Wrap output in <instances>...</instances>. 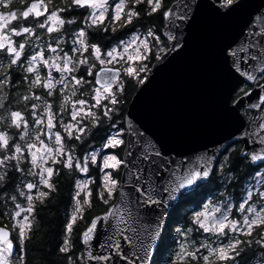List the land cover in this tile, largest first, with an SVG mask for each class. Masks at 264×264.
Listing matches in <instances>:
<instances>
[{
	"label": "snow or ice",
	"instance_id": "obj_1",
	"mask_svg": "<svg viewBox=\"0 0 264 264\" xmlns=\"http://www.w3.org/2000/svg\"><path fill=\"white\" fill-rule=\"evenodd\" d=\"M13 0H0V55H6L9 64L0 73V89L9 84L10 69L12 66L22 68L25 73L23 77L28 81V74L32 75L30 80V89L41 87L47 90V96L53 95V90L60 85L59 91L65 92V89L72 86L71 97L77 96V91L82 89L89 81L83 75H77V70L83 71L81 66L87 67V75H93L90 65L89 52L91 59L98 61L100 65L111 64L113 61L125 62L123 69L120 68H101L100 72L95 73L97 79L92 85L91 101L86 99L70 100L68 95L63 96L64 104L72 103L70 112L71 121L62 124L61 127L69 140L80 141L86 133L88 125L82 121L91 118L92 127L95 128L100 123V117L93 109H103L102 115L107 120L113 119V113H118L117 105L121 103L118 93L124 90V84L119 77L121 74L132 79H136L139 84H151V79L147 73L150 69L146 61L149 60L151 47L147 37H153L159 52L165 51L160 47V38L149 30L144 39L139 35H133L128 41H121L117 47H112L108 51H102V47L97 43L89 44L87 42L86 28L100 29L105 27L106 20H110L113 25L128 26L133 24L134 20L141 16L137 6L145 3V0H131V6L128 0H118L114 6L109 4V0H70L68 7L73 9H83L88 11L84 17L85 27L78 28L72 40L73 47L71 52L76 54V58L68 53L62 52L59 45L63 41L62 36H58L55 43L48 49L52 55L45 58L42 51H35L31 56L25 59L26 46L31 40H39L40 36L36 30H46L47 33L60 32L65 25H75V19H64L63 14L67 12L66 8L48 7L45 0H32L25 4L20 10L12 8ZM147 9L145 14L151 16L164 8V0H146ZM227 5H233L234 0H226ZM184 12L173 13L170 9L163 10V18L167 21L168 39L175 40V33L183 27L180 22H188L191 13V5L184 0ZM239 8L240 5L236 4ZM20 21L19 26H14L15 22ZM123 21V24L120 22ZM116 31V27L112 28ZM19 38V41L13 38ZM180 43L177 40L174 48H179ZM249 47H254L249 45ZM259 53L241 57L237 52H232L235 57L230 67H234L237 72H241V62L247 60L257 61L253 65V70L264 75V44L257 45ZM122 48V51H118ZM173 50V49H168ZM242 51H246L243 50ZM159 61L160 55L156 56ZM41 64L47 69V75L41 76L37 64ZM136 65V66H134ZM52 69L59 73L56 79L52 74ZM103 74V76H101ZM141 74H145L141 78ZM242 75L248 80L254 79L251 72L244 71ZM147 86V85H146ZM83 94L82 92L80 93ZM248 95V93H245ZM24 102L29 101V96L20 97ZM33 100L39 101L41 97L33 96ZM259 100L264 102V95L259 96ZM102 101L105 102L102 104ZM7 98H0V109H3L4 116L0 117V123H6L7 129H14L19 141L13 140V136L8 130H0V186H6L5 182L9 179L12 172L24 174L25 162L31 167L28 168L27 175L38 177L39 185L42 189L37 190L35 196L31 191L37 188V184L28 182L23 184V188L28 190L19 191V196L26 201V207L16 203V196H13L12 202L15 210L9 215L12 221L11 228L8 224L0 226V264H27L26 242L30 240L33 221L36 213V202L45 203L51 193L57 191L53 177L57 175L56 170L48 166L62 163L64 169L71 170L73 167L80 173L89 171V159L91 164L96 165L98 156L95 151L83 158V162L75 159L71 150L65 152V143L59 131L55 133V147H47L41 141L40 134L37 133L35 140L40 142L36 147L35 143L27 142L29 133V122L21 110H9L6 107ZM110 105V106H109ZM255 106V105H253ZM36 103L31 104V114L35 117L33 124L42 125L44 116L47 117V130L51 131L54 127L55 115L52 111V105L44 103L43 114L37 116ZM63 107V105H62ZM228 112H234L236 109H228ZM264 120V116L260 118ZM115 128L116 125L112 124ZM264 129V123L259 125ZM133 139L130 137L127 141L119 133L107 135L102 142L103 149H116L124 146V157H118L115 153L105 154L103 156L100 170V187L95 191V198L104 205L111 206L103 212L90 219V223L80 233L78 241L74 242L72 233L78 220L85 219V206L92 207L93 190L89 187L91 181H75V194L72 195L73 210L67 217L64 225L62 244L59 246V253L66 257V264H88L89 261H95L96 264H121L126 261L127 264H150V257H153V246L159 240V245L164 244L162 237V224L165 221V214H169V209H175L176 204L190 196L207 195L204 189L210 178V173L216 172L229 183L225 185V191L220 193V197H214L208 204L204 205L202 211H197L192 217L191 223L195 228L186 230L177 229L176 231L187 239L193 231L208 233L209 243H200L198 247L193 244V250L189 249V244L182 242L179 252L169 264H191L198 262L197 253L200 249H205V255H202V264H238V258L244 252L241 245L250 246L253 241L254 232L259 236L255 243L261 249H264V172L255 171V184L244 190V198L239 203L236 211L242 216V222L238 219H230L233 213V204L230 201L231 193L227 188L233 181H238L239 177L233 171V160L229 154L223 155L221 159L216 153L209 154L207 150L203 155H197L188 159H173L157 147L151 139L143 133L130 128ZM245 135H249L245 133ZM251 138V136H250ZM262 147L259 151L253 150L250 154L243 153L241 159L250 160V162L259 161L264 164V138L259 140ZM61 157H66L61 159ZM12 162H15L12 164ZM218 164V168L216 165ZM247 166V165H246ZM123 168V172H121ZM110 169L111 171H105ZM116 173H120L121 179L116 178ZM83 193V201L80 197ZM175 201L176 204L171 202ZM159 209V211H157ZM23 213V216H22ZM19 218V219H18ZM103 221L104 227L98 230V222ZM16 233L17 257L15 261L9 259L13 253L14 241L11 233ZM232 233V235H229ZM240 236L248 239H241ZM214 238V240L212 239ZM222 238H227L224 243ZM215 244L216 246H213ZM80 245L83 246V252L74 258V251ZM160 248L157 246V251ZM261 264H264V257L261 258Z\"/></svg>",
	"mask_w": 264,
	"mask_h": 264
},
{
	"label": "water",
	"instance_id": "obj_2",
	"mask_svg": "<svg viewBox=\"0 0 264 264\" xmlns=\"http://www.w3.org/2000/svg\"><path fill=\"white\" fill-rule=\"evenodd\" d=\"M187 2L191 5L190 18L188 22L178 21L183 27L175 33V40L168 39L167 21L162 15L160 35L167 42V48L160 54L161 59L150 66L151 84L148 80L140 84L126 107L125 141L135 138L130 131L132 128L173 159L194 158L203 155L205 150L221 158L234 144H241L240 157L243 153L250 156L253 150L259 151L262 147L259 140L264 138V129L259 127L264 123L260 119L264 114L258 115L263 104L259 96L264 95V85L255 86L235 99L233 96L242 85H254L262 74L253 70L258 62L251 60L241 62V72H237L230 67L235 59L231 53L237 52L245 58L259 53V47L255 46L264 44V0H234L233 5L224 4L222 0ZM236 4L240 7H235ZM169 9L173 13L184 12V0L174 1L165 10ZM177 40L180 47L174 48ZM250 44L254 47L250 48ZM170 48L173 50L169 51ZM244 71L251 72L254 79L248 80L242 75ZM226 108L236 111L228 112ZM244 110L253 113L249 123L243 116ZM46 133L51 131L46 128ZM124 154L123 148L121 158ZM248 162L252 167L263 165L259 161ZM171 203L176 204L175 201ZM168 217L166 213L161 232ZM103 227L104 222L99 221L98 230ZM158 243L159 240L153 246L154 253ZM16 251L14 243L10 260L14 261ZM149 259L151 264L153 257ZM121 264L127 262L121 261Z\"/></svg>",
	"mask_w": 264,
	"mask_h": 264
},
{
	"label": "trees",
	"instance_id": "obj_3",
	"mask_svg": "<svg viewBox=\"0 0 264 264\" xmlns=\"http://www.w3.org/2000/svg\"><path fill=\"white\" fill-rule=\"evenodd\" d=\"M63 1L64 0H52L51 4H49L48 7L50 9L63 8V7L66 8V5L64 4ZM174 1L176 0H164V8L151 16L146 15L145 11L142 10L141 6H137L138 10L141 12V16L135 19L133 24L125 28L121 27L119 29H116L115 32L112 31L111 28L108 27L107 25H105V27L100 29L86 28V32L88 34L87 42L89 44L97 43L102 47V49H106L112 46L113 44H115L117 41H119V39H121L126 33H130L134 31L137 27H141V28L152 27L154 31L157 33V35H160V31L163 27L162 11L167 9ZM86 15H88L87 11L83 9H73L70 7L68 8L67 16L63 14V17H65L66 19H75L77 21L75 25H67L65 31H63L66 32L67 40L69 39L70 36H72L73 31H76L80 27H85L83 20ZM39 36L43 44V47L41 48H43L44 52H46V45L44 43L47 38L45 37V33L41 32ZM53 38L54 36H50L48 39L51 40L53 43L55 41L53 40ZM163 43L165 45V48H167V42L164 39H163ZM155 60L156 58L152 59L151 64ZM81 68H83V71L77 70L76 74L85 76V78L89 81V83L86 84L85 87L91 88L93 85V77L86 75L85 67H81ZM39 71L42 77L46 76V71L44 68L39 69ZM3 72H4V68L0 69V73ZM10 72L11 75L9 76V84L4 86L2 89H0V98H5V97L7 98L6 107L9 110L23 111L25 114V118L28 120L30 125L29 128L31 129V132L30 131L29 132L35 135L37 133L40 134L42 127L44 126V123L42 125L33 124L34 119H36L37 117L31 114V104L36 103L38 105L37 116L43 114L44 111L43 105L45 102L51 104L52 111L55 115L56 130L61 132L65 137L64 130L61 127V125L70 122L71 119L70 112L72 110L70 103L64 104L63 96L68 94L65 92L61 93L59 91L60 86L57 85L56 88L53 90V95L49 97L47 96L46 89H43L41 87L30 89L29 82L32 79L31 74H28L29 82H25L23 79L25 73L21 68L17 69L15 67H12L10 69ZM139 85L140 84L135 83L132 79H127L124 83V90L121 96L123 103L120 106V111L117 114L116 113L113 114V119L109 121L106 118H104L102 114H98V116L100 117L99 125L95 128L90 126V128L87 129V135L83 138L81 142L76 141L74 139L67 140L64 138L67 145L73 147L74 152H76L78 156L87 153L88 151H90V149L101 147L102 142L106 140L107 135L111 130V124L114 122L123 124V117L126 111V107L131 97L138 89ZM82 90H84V87L81 89V91ZM24 95L29 96L28 102H24L20 99V97ZM238 95H239L238 91L235 92L233 99H235ZM33 96H39L41 97V100L39 101L33 100L32 99ZM78 97L79 96L77 95L76 97H71V98L72 100H74L77 99ZM1 114H3L4 116L3 109H0V116ZM45 117L46 116H44L43 118ZM1 125L3 128L5 127L4 123H2ZM16 131L17 130L14 129H8V132L14 135ZM20 143H22V141H20ZM123 148L124 146L122 145L119 148L111 150V152L117 154L118 157H121ZM240 148H241V144H234L233 148L230 151V155L233 160V171L239 177L238 181H241L242 178H244V176H246L250 172V170H255V167L250 166L248 163L244 162L245 161L244 159L240 158L239 156ZM227 153L229 154V152ZM90 166H91V175L94 178V182L91 186V189L93 190V196H92L93 203L90 209L88 207L85 208V219L78 220L77 224L74 226L72 233V238L74 242L78 241L80 233L90 222V219L96 215L102 214L111 205V203L109 205H104L95 198V191L98 190L100 187L101 173L99 172L98 164L93 165L90 163ZM55 168L57 175L53 177V182L56 184L57 191L51 193L50 196L46 199L45 203L40 204L38 201L36 202L37 207H36L35 219L33 221V230L30 240L26 242L27 264H66V257L64 256V254L59 253V246L62 244L64 225L67 222V217L69 216V212L73 205V201L71 200V197L72 195L75 194V181L78 178V174L72 169L71 170L64 169L62 163H58L55 166ZM119 174L120 173L115 174L116 178L118 179H119ZM17 175H19V173L12 172L9 179L5 182L6 186H0V201L2 199L3 194L6 195L9 191H13V184ZM222 182L224 185L229 183L227 180L224 179L222 180ZM210 184L211 181L207 183L204 192L208 193L211 190H213V187L211 188ZM205 196L206 195L190 196L187 199L182 200L179 204H176L175 209L177 210L180 209L183 213L185 212L187 214L188 212H186V210L191 209V207L197 206L198 202L202 201ZM5 210L7 211V213H10L12 211L10 208L0 204V217L4 215L3 213H5ZM184 218L182 220H184ZM3 225H4V221L0 220V226ZM8 226L10 227V224H8ZM12 239L17 249L16 237L13 236ZM250 247L259 248V245L258 246L252 245L249 247L244 245V250L246 255L249 254V252L250 253L253 252L252 251L253 249H249ZM82 249L83 248L81 245L75 249L74 258L81 254ZM17 255L18 253L16 251V255L14 259H16ZM248 257L245 259V263L250 264L252 262L247 260Z\"/></svg>",
	"mask_w": 264,
	"mask_h": 264
},
{
	"label": "rangeland",
	"instance_id": "obj_4",
	"mask_svg": "<svg viewBox=\"0 0 264 264\" xmlns=\"http://www.w3.org/2000/svg\"><path fill=\"white\" fill-rule=\"evenodd\" d=\"M116 2H118V0H109V4L112 5V6H114V3H116ZM222 3H226V0H222ZM128 4H129V6H131V0H128ZM138 6H141V7H142V10L146 11V9H147L146 0H145V3H144V4H142V5H138ZM87 14H88V11H87ZM19 23H20V21L15 22L14 26H18ZM120 24H123V21H121ZM105 25H107L108 27H110L111 30H112L113 27H116V29L121 28V26L113 25V24L110 22V20H106ZM128 26H129V25H128ZM128 26H123L122 28H125V27H128ZM62 29H63V28H62ZM62 29H61L60 32H58V33H57V32H53V33H51V34L47 33L46 30H39V29H37V31H38V32H44V33H45V37L47 38L46 40H49L48 38H49L50 36H54L53 40L56 41V39H57L58 36H62ZM87 29H89V28H87ZM149 30H152V31L156 34V36H159V38H160V47L166 49V48H165V45H164V43H163V38H162L160 35H157V33L154 31V29H153L152 27H149V28H141V27H137L134 31H132V32H130V33H126L121 39H119V41H117V42H116L115 44H113L112 46H110V47H108V48H106V49H102V51L106 52V51H108V50H109L110 48H112V47H117L118 45H120V42H121V41H125V42H126V41H128L133 35H139L141 39H144V38L146 37V34H147V32H148ZM74 33H75V31L73 32V34H74ZM73 34H72V36H70L69 39H68V43H69V48H68V50H67L66 48H64L63 45H61V44H62V42H61V44L59 45V47H60V49L62 50V52H60L59 54L62 55L63 53H68L71 57L76 58V54H74V53H72V52L70 51L71 48L73 47V44H72V40L74 39V35H73ZM147 39H148L149 44H150V47H151V49H152L151 52L149 53V60L146 61L147 65H148V68L150 69L152 59H155L156 56H157L158 54L160 55L162 52H159V51H158V49H157V47H156L155 40H154L153 37H147ZM36 41L38 42V40H36ZM47 43H48V45L51 44L50 42H47ZM51 45H52L53 47H56V43H55V42H54V44H51ZM36 50H37V51H42V52H43V48H41L39 45H37ZM46 50H47V53H48L47 57L50 56V55H52V53H50V51H49V49H48V46H47ZM118 51H122V48H118ZM33 54H34V53H33ZM33 54H31V55H33ZM31 55H30V56H31ZM85 55H86V56H89L90 65H92V64L95 65L94 67H92V72H93V75H91L92 77L94 76L95 71L98 70V69H100V68H102V67H110V68H120V69H123V67L125 66V62H123V61H121V62L113 61L111 64L100 65L98 61H95V60L91 59V57H90V53H89V52H86ZM47 57H46V58H47ZM134 66H136V65H134ZM81 67H85V72H86V75H87V67H86V66H81ZM37 68H38V69L42 68V67H41V64L38 63V64H37ZM45 71H46V75H47V71H48V70L45 69ZM51 71H52L53 76L55 77V75H56L55 78L58 79V78H59V73H57V72L55 71V69H52ZM149 72H150V71H149ZM148 74H149V73H147V75H148ZM144 75H145V74H141V78H143ZM87 76H89V75H87ZM119 79H120L121 82H123V84H124L125 81H126L127 79H132V78H129V77L124 76L123 74H121V76L119 77ZM132 80H133L135 83H137V82H136V79H132ZM93 84H94V82H93ZM138 84H139V83H138ZM59 86H60V85H59ZM60 87H61V86H60ZM83 87H84V90L81 91V89H79V90L77 91V95L79 96L77 99H81V98H82V99H86V100L89 101V103H92V101H91L92 87H91V88H86L85 85H84ZM243 90H244V87L241 86L237 91H238V93L240 94V92L243 91ZM71 91H72V86H71V84H69V87H68L67 89H65V93H67L68 96L70 97V99L72 100V98H71ZM237 91H236V92H237ZM81 92L83 93L82 95L80 94ZM122 94H123V93H118V97H119V99H120V101H121V103L118 104V105L116 106L117 109H118V112L120 111V106H121L122 103H123V101H122V99H121ZM103 103H105V102L102 101V104H103ZM70 105H71V108H72V103H70ZM109 106H110V105H109ZM93 111L97 112V114H102L103 109H102V107H101V108H98V109H93ZM113 114H115V113H113ZM116 114H117V113H116ZM0 117H3V114H1ZM44 119H45V121H44V126L42 127V130H41V132H40V138H41V141H42V142L44 143V145L47 146V147H55V133L58 131V130H56L55 120H54V122H53V123H54V127H53V129L51 130L52 133L48 135V134H46V132H45V129L47 128V117H45ZM70 121H71V119H70ZM82 123L87 124V125H88V128H90V126H92V124H91V118H89L88 120L82 121ZM1 124H2V123H0V130H6V129H7V124L4 123V126H5L4 128H5V129L2 127ZM114 124L116 125L117 123L114 122ZM88 128H87V129H88ZM115 128H116V129H112V132H111L110 134H113V133H119L120 136H121L123 133H122L121 131H119V128L117 127V125H116ZM7 130H8V129H7ZM29 131L31 132V129H30V128H29ZM30 132H29V133H30ZM60 133H61V132H60ZM9 134H10V133H9ZM64 134H65V137H64V135L61 133V135H62V137H63V140H64V138L67 139V140H69L68 137H67V135H66V133H64ZM11 135L13 136V140L19 141V136H18V135H16V136L13 135V134H11ZM86 135H87V130H86V133L83 135V138H84ZM35 136H36V134L33 135L32 133H30V135L26 138V139H27V142L35 143V144H36V147H39V146H40V142L35 140ZM121 137H122V136H121ZM74 140H75V139H74ZM82 140H83V139H82ZM82 140H80L79 142H81ZM19 142H20V141H19ZM22 143H24V141H22ZM64 143H65V152L67 153L69 150H71V154L73 155V157H74L75 159H79L81 162H83V158H84L85 156H87V155H89L91 152L95 151V152L97 153V156H98L97 164L99 165V172L101 173V176H102V172H101V170H100V165L102 164L103 156H104L105 154L113 153V152H111V150H114V149H103L102 147H99V148L90 149V151H88L87 153H85V154H83V155H81V156H78V155L76 154V152H74V148H73V147L68 146L67 143L65 142V140H64ZM108 150H109V151H108ZM226 154H228V153H226ZM64 158H66V157H61V159H64ZM222 158H223V156L221 157V159H222ZM14 163H15V162H12V164H14ZM90 163H91V161H90V159H89V171H88L87 173H80V172H78L74 167L72 168V170L75 171V172L78 174V178H77V179H79V180H87V181H91V183H90V185H89V187L91 188V186H92V184H93V182H94V178H93V176L91 175V166H90ZM56 165H57V164H56ZM56 165L49 164L48 166H51V167H53L54 169H56V168H55ZM217 166H218V164H217ZM29 167H31V166L28 165L27 162H25V172H24L23 175L19 173V175L16 176L15 181H14V184H13V191H9L6 195H4V194L2 195V199H1V201H0V204H2L3 206H6V207H8V208H10L12 211L15 210V208H14V204H13L12 199H11L13 196H16V198H17V199H16V203H20L22 207H26V206H27V205H26V201H25V199H24L23 197H20V196H19V191H21V190H22V191H25L26 193H28V190L25 189V188H23V184H24V183L33 182V183H36V184H37V188H34V189L31 191V193H29V194H32L33 196H35V193H36L37 190H46V189H42V186L39 185L38 177L27 175V172H28V168H29ZM0 171H2V170H0ZM105 171H111V170H110V169H106ZM260 171L264 172V169H262V170H260ZM77 179H76V180H77ZM255 182H256V178H255V175L253 174V178H252V180L246 182V183L244 184V188H245V189L249 188L252 184H255ZM261 190H264V189H261ZM75 191H76V189H75ZM80 199H81V201H83V193L81 194ZM2 201H3V202H2ZM208 202H209V201L206 200L202 206H200L198 209H196V210L194 211V213L197 212V211H202L204 205L208 204ZM86 207H87V206H85V208H86ZM72 210H73V205H72V208H71V210H70V212H69V215H70V213L72 212ZM12 211H11V212H12ZM11 212H10V213H11ZM10 213H7V211L5 210V213H3L4 215L0 217V220H1V221H4V224H10V227H11V223H12V221L9 219V215H8V214H10ZM194 213H192V214L190 215V217H189V218H190V223H191L192 217L194 216ZM238 213H239V212H238ZM22 216H23V213H22ZM237 216H238V217H237ZM237 216H235V217H230V219H238V220H241V222H242V219H243V218H242L241 214L239 213ZM18 219H19V218H18ZM14 233H15V232H13V234H14ZM199 233L202 234V235H204V237H205V236H206V237H209V234H208V233H202V231L199 232ZM15 235H16V233H15ZM229 235H232V233H229ZM236 235L238 236V234H236ZM212 239L214 240V238H212ZM222 239H224V238H222ZM226 239H227V238H226ZM209 242H210V241H209ZM209 242H207V243H209ZM202 243H204V242H202ZM224 243H226V242H224ZM213 246H216V245L213 244ZM196 247H198V246H196ZM190 250H193V248H191ZM203 250H204V251H203ZM198 254L205 255V254H207V253H206V250H205V249H200V251L198 252ZM259 256H260V255H259ZM262 257H264V253L261 254V257H260L259 260H256V261H254V262H252V263H250V264H261V258H262ZM14 261H15V259H14ZM245 264H248V263H245Z\"/></svg>",
	"mask_w": 264,
	"mask_h": 264
},
{
	"label": "flooded vegetation",
	"instance_id": "obj_5",
	"mask_svg": "<svg viewBox=\"0 0 264 264\" xmlns=\"http://www.w3.org/2000/svg\"><path fill=\"white\" fill-rule=\"evenodd\" d=\"M51 1L52 0H45V2L48 3V6H49V4H51ZM30 2H32V0H13L12 8L15 9V10H20V9H22L25 6V4L30 3ZM63 2L66 5V9H67V12L64 13V15L67 16L68 8H69L68 5L70 4V0H64ZM76 9H78V8H76ZM0 11H5L6 12L7 9H0ZM63 18L66 19L65 17H63ZM20 23H19V25H20ZM66 26L67 25H65L63 27V29H62V37L64 39H63L61 45H63V47L68 50L69 43H68V40H67L66 32H63V31H65ZM36 32H37V34L41 33V32H38L37 30H36ZM73 32H72V34H73ZM13 39L19 41V38H15L14 37ZM47 42H50L51 44H54L55 41L52 43L51 40H46L45 43H44L46 45V48L48 46ZM37 45H39L40 47H43L42 41L39 39L38 42H37L33 38L31 40V43H29L26 46L25 59L27 58V56H30L31 54L35 53V51H37L36 50ZM46 52H47V50H46ZM46 52H44V49H43V53L45 54V58L48 55V53H46ZM8 64H9V60H8L7 56L6 55H0V69L5 68V66L7 67ZM12 67L20 69L19 67H16V66H12ZM41 67H42V65H41ZM42 68H40V69H42ZM262 84L264 85V75H261L256 80L254 85H247V84L242 85V87H244V90L241 91L239 95H241L245 91L250 90L251 88H253L255 86H260ZM263 114H264V102H263V104H262V106H261V108H260V110L258 112L259 117H261ZM252 115H253V113L248 111V110H244L243 111V116H244V118L246 119V121L248 123L250 122V119H251ZM112 124H114V123H112ZM116 125L119 128V131H121L123 133L121 136L124 139L125 138L124 124L117 123ZM112 129H116V128L111 127V130L109 131V134L112 132ZM10 134H12V133H10ZM231 149H229V150H231ZM244 160H245L244 161L245 163L249 164L248 160H246V159H244ZM216 167L218 168V166H216ZM262 169H264V165H262L260 167H256L255 170H250V172L246 176H244V178H242L241 181H238V182L237 181H233L231 183V186L227 188V192L232 194L229 199H230L231 203L233 204V213H234V215H230V217H235V216H237L239 214L236 211V208L238 207L239 203H241L243 201L244 190H245L244 184L246 182L252 180L253 174L255 173V171H260ZM222 180H223V178L221 176H219L216 172H215V174L213 173V175L211 176L210 180L207 182V183H209L211 181V184H210L211 186L210 187L211 188L213 187V190L208 192V194L204 197V199L202 201L198 202L197 206L191 207V209H187L186 210V212H188L187 214L185 212L183 213L180 209L179 210H177V209L173 210L172 209V211H171V213H170V215L168 217L167 225H166V227L164 228V230L162 232V237L164 238L165 242H164L163 245H159V243H158V246H159L160 250L157 251V247H156V250H155V253H154V256H153L151 264H169V261L171 259H174L176 254L179 252L180 244L182 242L189 244V249H191L193 244H195V246H199V244L202 243V242L207 243V242L210 241L209 239H206L207 238L206 236L204 237V235H202V234H200V233H198L196 231L191 232L189 234V237L187 239H185V237L180 235L176 230L178 228L182 229V230H186L188 228H195V226L192 223H190V218H189L190 215L192 213H194V211L196 209H198L200 206H202L206 200L210 201V200H213L214 197H217V198L220 197V193L225 191V185L223 184ZM213 182H214V184H213ZM183 218H184V220H182ZM179 219H180V221H179ZM12 234H13V232H12ZM13 236L16 237L15 233L12 235V237ZM238 236L241 239H245V240L248 239L247 237L240 236L239 234H238ZM258 238H259V236L254 232L253 237L251 238L253 243L250 246H252V245L258 246L255 243V240H257ZM223 242H227V239L224 238ZM241 247L244 248V245H241ZM249 249H253L252 250L253 252H251V253L249 252V254L246 255L245 250H244V252L241 255V257L238 258V264H244L245 263V259L248 256L249 257H248L247 260H249L250 262H254L256 260H259L260 257H261V254L264 253V249H261L260 247L259 248L258 247H250ZM197 255H198V258H199L198 262L197 261H193V262H191V264H202V255L198 254V253H197Z\"/></svg>",
	"mask_w": 264,
	"mask_h": 264
}]
</instances>
